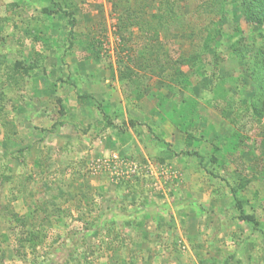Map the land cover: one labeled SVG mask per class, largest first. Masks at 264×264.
Returning <instances> with one entry per match:
<instances>
[{"label": "rangeland", "instance_id": "374dc122", "mask_svg": "<svg viewBox=\"0 0 264 264\" xmlns=\"http://www.w3.org/2000/svg\"><path fill=\"white\" fill-rule=\"evenodd\" d=\"M261 45L230 0H0V264H264Z\"/></svg>", "mask_w": 264, "mask_h": 264}, {"label": "trees", "instance_id": "16d2710c", "mask_svg": "<svg viewBox=\"0 0 264 264\" xmlns=\"http://www.w3.org/2000/svg\"><path fill=\"white\" fill-rule=\"evenodd\" d=\"M231 3H234L235 8L238 10V12L243 15L249 22H251L254 25H264V0H230ZM203 6V2H200ZM215 3V1H213ZM204 4V6H207ZM255 66L257 68H261L259 66H264V45H261L258 47V55L257 60L255 61ZM19 68H22V74L24 72H27L29 70H32V66H26L23 67L21 63H16V67H14L11 71V74L9 73L10 77L14 74L22 75L19 71ZM254 72H257L260 75H263V81H262V89L264 90V72L260 73L257 69L254 70ZM15 77V76H14ZM248 219L249 217H245ZM252 221V218H251Z\"/></svg>", "mask_w": 264, "mask_h": 264}]
</instances>
